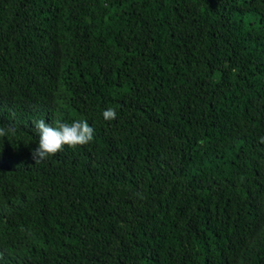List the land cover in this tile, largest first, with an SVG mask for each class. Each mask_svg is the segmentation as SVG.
<instances>
[{
  "label": "trees",
  "instance_id": "trees-1",
  "mask_svg": "<svg viewBox=\"0 0 264 264\" xmlns=\"http://www.w3.org/2000/svg\"><path fill=\"white\" fill-rule=\"evenodd\" d=\"M9 124L0 264H264V0H0Z\"/></svg>",
  "mask_w": 264,
  "mask_h": 264
},
{
  "label": "clouds",
  "instance_id": "clouds-1",
  "mask_svg": "<svg viewBox=\"0 0 264 264\" xmlns=\"http://www.w3.org/2000/svg\"><path fill=\"white\" fill-rule=\"evenodd\" d=\"M105 121L117 119L115 108H107L102 113ZM34 130L38 133V147L32 151L36 165L55 156L64 150L65 146L75 150L79 146L88 145L94 140V128L87 120H74L72 123L56 122L50 125L43 119L33 122ZM16 129L9 124L0 127V137H13Z\"/></svg>",
  "mask_w": 264,
  "mask_h": 264
}]
</instances>
